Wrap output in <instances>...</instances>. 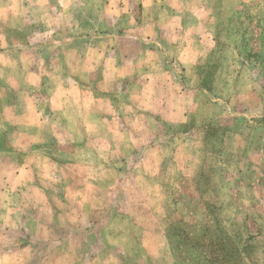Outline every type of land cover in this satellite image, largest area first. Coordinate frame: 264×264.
Returning a JSON list of instances; mask_svg holds the SVG:
<instances>
[{
	"label": "rangeland",
	"instance_id": "374dc122",
	"mask_svg": "<svg viewBox=\"0 0 264 264\" xmlns=\"http://www.w3.org/2000/svg\"><path fill=\"white\" fill-rule=\"evenodd\" d=\"M20 1L4 0V6L25 5L34 12V0ZM162 1L165 48L175 49L170 41L184 39L189 28L202 25L205 31L212 30L215 48L208 63L198 69L200 85L209 93L207 103L218 96L214 76L231 53L238 58L241 70L247 67L257 73L256 81L261 85V92L253 89L247 99L241 98L239 91L224 99V104L230 105L228 115L215 113L199 125L193 120L184 126L201 133L203 155L195 174L181 178L173 200L180 213L167 230L173 264H264V112L248 115L253 105L264 104V0H200L207 15L193 9L201 16L199 20L192 11L179 7L188 0ZM122 7V3L117 4V9ZM142 10L139 0L132 8L135 24L131 25L140 26L146 20ZM2 11L0 264H94L98 258H111L116 264H156L142 247L143 229L137 228L148 212L126 192L123 182L115 197L100 199L101 193L85 192L82 177L74 173L57 184L39 178L29 183L23 172L17 171L27 154L10 147L14 134L23 131L14 118L25 114L29 102L51 115L48 94L56 84L54 80L34 79V15L31 22L20 24V18L12 13L2 15ZM188 39L199 47L202 37L193 31ZM96 76L100 78L99 73ZM139 78L140 70L134 67L125 80L114 81L105 95L114 102L120 97L129 103ZM239 79L237 73V82ZM99 82L90 81L93 91ZM161 85V81L156 84ZM70 147L75 145H64ZM37 149L52 155L60 152L61 145L48 137L46 144H34L30 151ZM109 237L122 242L110 244Z\"/></svg>",
	"mask_w": 264,
	"mask_h": 264
},
{
	"label": "clouds",
	"instance_id": "9594fccd",
	"mask_svg": "<svg viewBox=\"0 0 264 264\" xmlns=\"http://www.w3.org/2000/svg\"><path fill=\"white\" fill-rule=\"evenodd\" d=\"M135 2L139 0H133V3L109 0L104 7L102 0H88L87 3L85 0H60L65 10L63 15L69 21L73 18L69 9L94 8L101 18L112 13L118 18L121 14L127 15L129 24H135L132 12ZM143 2L146 26L141 31L148 42L149 37L155 39L154 25L147 23L151 19L152 2ZM118 3L123 7L117 10ZM17 6L6 4L4 7L7 10ZM179 7L192 12L199 8L200 13L207 15L200 0H188ZM164 15L161 14L162 20ZM193 15L201 19L194 12ZM175 20L179 27V17ZM193 31L202 37L199 47H194V42L188 39ZM211 37V29L205 31L202 25H197L188 29L184 39L170 41L176 45L175 49L157 43L156 47L161 51L145 52L135 66L140 70V78L131 91L129 103L120 97L114 102L105 95L111 91L114 81L132 74L130 63L117 66L115 53L110 50L115 44L114 39L100 38L98 44L89 43L83 49L64 51L70 75L66 80L61 76L53 77L56 87L49 101L52 114L45 115L43 108L37 110L29 102L25 114L14 118L23 131L14 134L10 147L17 153L27 154L17 171H22L29 183L39 178L42 182L57 184L68 173H74L82 177L85 192L101 193L100 199L115 197L123 182L126 192H130L148 212L143 221L137 223V228L143 229L142 247L156 264H173L167 230L172 220L180 215L173 200L180 189L181 178L195 174L203 155L201 133L184 126L193 120L199 125L215 113L228 115L230 105H225L224 99L236 91L243 99H247L253 89L261 92L257 73L250 72L247 67L241 70L238 58L231 53L214 76L218 96L211 97V104L207 103L209 93L200 85L198 69L208 63L209 54L215 48ZM101 68L102 79L93 91L89 74ZM237 73L240 74L239 82ZM73 77H78L85 86L81 88ZM158 81L162 82L159 87L156 86ZM31 82L37 84L36 80ZM65 84L68 86L64 87ZM262 112L264 104L253 105L248 115L259 116ZM48 137L58 141L60 152L48 155L41 149L30 151L34 144H46ZM69 142L75 147L64 148ZM105 184L106 187H101ZM108 242L120 244L122 241L109 237ZM94 264L116 262L111 258H98Z\"/></svg>",
	"mask_w": 264,
	"mask_h": 264
},
{
	"label": "crops",
	"instance_id": "0c3cea01",
	"mask_svg": "<svg viewBox=\"0 0 264 264\" xmlns=\"http://www.w3.org/2000/svg\"><path fill=\"white\" fill-rule=\"evenodd\" d=\"M22 1L24 0L20 2ZM87 2L88 0H85V3ZM151 2L152 7L149 9L151 19L147 20V23L154 25L152 30L155 33V39L149 37L148 42H146L141 31L146 26V20L140 26H133L127 23L129 18L124 14L120 16L122 18L127 17L125 20L121 17L118 18L114 13L100 18L97 15L98 10L94 8H88L87 10L69 9L68 11L73 12V18L69 21L63 15L65 10L61 7L60 0H34V12L27 10L25 5L15 8L9 7L6 10L4 0H0V9L4 10L1 12L2 15L12 13L13 17L20 18V24H25L27 20L30 21V17L34 15V22L30 21L34 23V66L37 67V69H34V79L51 81L56 76H61L62 79L66 80L70 75L65 63L64 51L73 48L83 49L89 43L98 44L100 38L111 37L115 40V44L111 46L110 50L115 53L118 67L130 63L133 69L145 52L161 51L157 49L156 45L157 43L163 44V37L161 36V30H164L165 27V23L161 21L163 1L160 0L159 4H157V0H151ZM108 3L109 0H102L104 7H107ZM130 3H133V0H130ZM141 3L144 16L143 0H141ZM109 18L111 19L109 20ZM93 37H96V39H93ZM57 42L59 43L57 44ZM101 69L89 74L90 81L102 79L101 75L100 78L96 76V73H101ZM73 79L79 82L81 88L85 86L84 82L79 81L78 77H73ZM65 86L68 85L65 84ZM48 95L52 96V92Z\"/></svg>",
	"mask_w": 264,
	"mask_h": 264
}]
</instances>
